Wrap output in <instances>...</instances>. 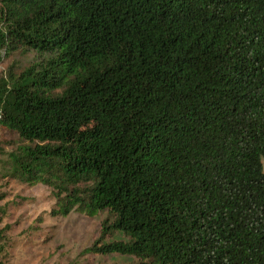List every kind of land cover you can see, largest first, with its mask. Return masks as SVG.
<instances>
[{
  "label": "trees",
  "instance_id": "obj_1",
  "mask_svg": "<svg viewBox=\"0 0 264 264\" xmlns=\"http://www.w3.org/2000/svg\"><path fill=\"white\" fill-rule=\"evenodd\" d=\"M9 55V175L105 209L87 251L264 264V0H0Z\"/></svg>",
  "mask_w": 264,
  "mask_h": 264
},
{
  "label": "rangeland",
  "instance_id": "obj_2",
  "mask_svg": "<svg viewBox=\"0 0 264 264\" xmlns=\"http://www.w3.org/2000/svg\"><path fill=\"white\" fill-rule=\"evenodd\" d=\"M17 55L0 62V73ZM21 142L16 132L0 126V262L2 264H128L135 257L116 252L91 253L87 246L98 236L105 209L88 216L77 210L52 214L54 196L41 182L9 175L8 153ZM120 231L110 239H125Z\"/></svg>",
  "mask_w": 264,
  "mask_h": 264
}]
</instances>
